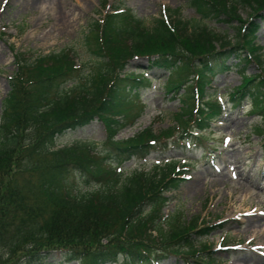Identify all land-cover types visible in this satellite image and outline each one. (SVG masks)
Wrapping results in <instances>:
<instances>
[{
	"label": "trees",
	"instance_id": "1",
	"mask_svg": "<svg viewBox=\"0 0 264 264\" xmlns=\"http://www.w3.org/2000/svg\"><path fill=\"white\" fill-rule=\"evenodd\" d=\"M190 5L200 21H182L179 10L172 12L176 20L159 18L151 27L131 11L94 21L85 44L97 63L84 75L69 50L33 63L17 57L18 71L10 80L0 123V264H44L49 259L162 264L172 255L188 264L192 258L194 264L205 259L215 264L206 242L197 241L216 227L164 212L166 194L182 182L175 163L136 170L125 178L119 171L125 162L167 147L171 135L147 129L126 141L115 139L145 107L139 90L150 82L143 75L120 76L137 58L171 72L168 87L186 105V112L176 116L185 127L206 130L223 113L217 103L199 104L196 112L194 106L217 76L232 71L243 79L233 101H251L264 112V54L254 44L264 0H190ZM239 7L255 21L242 19ZM214 19L239 22L237 39L209 28L206 22ZM252 63L259 72L249 75ZM96 118L107 133L103 151L82 144L52 150L59 138ZM189 128L182 137H194ZM18 157L24 165L15 168ZM71 176L96 189L73 194ZM200 243L201 250L192 249ZM201 253L207 257L198 258Z\"/></svg>",
	"mask_w": 264,
	"mask_h": 264
},
{
	"label": "rangeland",
	"instance_id": "2",
	"mask_svg": "<svg viewBox=\"0 0 264 264\" xmlns=\"http://www.w3.org/2000/svg\"><path fill=\"white\" fill-rule=\"evenodd\" d=\"M103 1L0 0V117L10 91L9 78L17 70L15 55L18 53L35 60L39 55L70 48L78 55L84 68L82 75L92 69L97 59L90 56L84 38L92 19L101 17L99 11H107L102 8ZM114 4L132 9L137 17L146 21L147 26H151L165 8L179 9L185 21L193 22L200 18L189 5V0H109L107 9ZM240 16L248 19L249 10L241 8ZM207 23L225 37L237 39L239 22L209 20ZM261 25L256 43L263 47L261 53L264 54V22ZM148 67L147 60L136 59L126 70L137 73L146 70L153 86L143 92L147 106L143 116L134 126L123 130L118 135L119 140L129 139L150 125L155 130L173 128L178 134L180 123L175 114L180 112L183 103L168 93L166 82L169 73L148 70ZM258 72L254 63L248 67L249 75ZM241 83L242 77L236 71L217 78L209 93L224 104L226 113L213 124L202 146H169L167 152H157L143 161L127 162L121 168L125 178L136 170L151 171L155 164L171 160L183 164V159L189 160L186 164L190 162V171L180 188L168 194L171 200L165 207V213H182L186 221L197 217L202 224L221 225L222 228L209 237L197 241H205L215 251L217 264H262L260 261L264 260V208L261 203L264 202V132L259 134L260 130H264V118L253 111L250 103L233 107L231 94ZM105 139L103 124L95 119L90 125L60 138L58 148L85 144L96 151H103ZM18 164L24 165L19 157L16 158L15 168ZM73 180L70 178L69 184ZM94 188V185L83 182L74 185L78 194ZM250 241H253L254 247H249ZM195 245L192 249L201 250L200 244ZM201 257L207 256L201 253L198 258ZM251 257L260 258L257 260L259 263L250 260ZM193 260L191 264H194ZM186 261L172 255L162 264H188ZM44 264L68 263L49 259ZM204 264H210L209 260Z\"/></svg>",
	"mask_w": 264,
	"mask_h": 264
},
{
	"label": "bare ground",
	"instance_id": "3",
	"mask_svg": "<svg viewBox=\"0 0 264 264\" xmlns=\"http://www.w3.org/2000/svg\"><path fill=\"white\" fill-rule=\"evenodd\" d=\"M195 182H196V181H195ZM195 182H194V183H195ZM263 217H264V216H263ZM263 220H264V218H263ZM247 231L250 232L251 229H248ZM263 233H264V231H262V234H263ZM249 244H250L249 247H254L253 241L250 242ZM258 259H260V258H255V257H251V258H250V260H253V261H255V262H256ZM259 261H260V260H259ZM260 262H262V264H264V260H261ZM257 263H259V262L257 261Z\"/></svg>",
	"mask_w": 264,
	"mask_h": 264
}]
</instances>
